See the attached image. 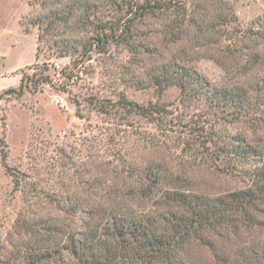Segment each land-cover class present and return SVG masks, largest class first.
I'll use <instances>...</instances> for the list:
<instances>
[{"label": "rangeland", "instance_id": "rangeland-1", "mask_svg": "<svg viewBox=\"0 0 264 264\" xmlns=\"http://www.w3.org/2000/svg\"><path fill=\"white\" fill-rule=\"evenodd\" d=\"M67 2L0 0V95L17 90L24 76L38 86L0 98V141L5 139L10 168L2 165L0 143V264L37 260L25 222L49 220L63 228L79 220L61 211L65 200L84 203L92 194L124 196L135 189L141 195L135 172L142 168L164 170L188 192L247 185L243 175L222 174L221 162H207V149L192 135L202 124L231 137L247 132L250 142L264 146V121L255 134L246 123L211 117L205 104L186 105L177 87L161 92L153 79L163 66L179 64L216 87L264 80V0H188L187 13L198 27L171 35L165 21L150 18L135 26L133 49L63 56L61 45H82L91 34L65 26L43 34L47 23L53 26L51 10ZM96 14L104 22L119 17L104 8ZM42 80L49 83L39 85ZM125 102L158 104L166 123L131 114L119 107ZM123 174L127 186L118 183ZM62 264L74 263L65 257Z\"/></svg>", "mask_w": 264, "mask_h": 264}, {"label": "trees", "instance_id": "trees-1", "mask_svg": "<svg viewBox=\"0 0 264 264\" xmlns=\"http://www.w3.org/2000/svg\"><path fill=\"white\" fill-rule=\"evenodd\" d=\"M188 3L68 0L63 9L51 10L53 26L47 23L43 34L62 26L84 28L91 33L82 45L72 41L61 45L59 54L63 56L88 55L93 50L104 53L112 46L133 49L134 29L141 21H165L171 35L185 26L198 27L187 13ZM103 8L119 17L97 20L96 12ZM259 63L260 59L255 60L246 74ZM153 79L161 92L177 87L186 105L205 104L211 117L226 116L246 123L249 129L253 126L255 134L263 127L264 80L216 87L195 69L179 64L163 66ZM43 83L49 82L42 80L38 84ZM37 88L24 76L17 90H6L0 98ZM119 107L155 124L166 123L167 112L158 104L145 107L125 102ZM213 128L216 129L213 124H202L192 134L194 141L207 149V162L215 166L221 162L222 174L243 175L247 185L216 194L188 192L177 188L164 170L142 168L135 172L141 195L135 189L124 196L118 192L103 196L91 193L84 203L65 200L61 211L80 219L63 228L49 220L25 222L22 226L36 241L31 251L37 260L29 264H62L65 257L74 264H264V146L256 139L250 142L247 132L243 137H231L227 132L213 133ZM0 143L2 165L10 171L5 139ZM127 178L124 174L117 177L118 183L127 186ZM153 200L158 201L153 204Z\"/></svg>", "mask_w": 264, "mask_h": 264}]
</instances>
